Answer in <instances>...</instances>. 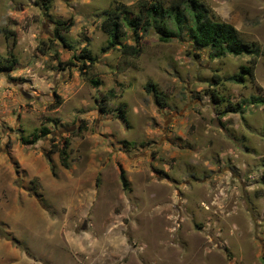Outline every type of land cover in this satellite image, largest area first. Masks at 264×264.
Listing matches in <instances>:
<instances>
[{
  "label": "rangeland",
  "instance_id": "obj_1",
  "mask_svg": "<svg viewBox=\"0 0 264 264\" xmlns=\"http://www.w3.org/2000/svg\"><path fill=\"white\" fill-rule=\"evenodd\" d=\"M200 1L258 48L253 81L187 30L103 52L105 14L137 0H0V264H264V0Z\"/></svg>",
  "mask_w": 264,
  "mask_h": 264
},
{
  "label": "trees",
  "instance_id": "obj_2",
  "mask_svg": "<svg viewBox=\"0 0 264 264\" xmlns=\"http://www.w3.org/2000/svg\"><path fill=\"white\" fill-rule=\"evenodd\" d=\"M187 21L189 26L186 27ZM167 25L174 27V34L169 31ZM150 28L155 29L158 34H161L162 41H166L172 35L179 36L183 30H187L190 42L194 49H209L212 50V56L221 58L225 55L250 56L246 61V65L240 68L237 74H234L226 81L235 83H243L245 77L250 81L254 80V71L257 63V56L259 54L258 48L254 43L244 40L240 32L230 23L224 21L211 20L207 17V10L200 0H170L168 6H163L162 2H148L147 0H137V11L132 13L125 5H118L114 9L109 10L100 23V29L108 36V42L102 51L118 47L122 54L138 57L141 53V48L138 45L129 46L120 43L121 37L125 35V30H131L138 39L137 32L144 33ZM186 28V29H185ZM5 39L9 38L12 32L2 31ZM136 41V40H135ZM15 44L13 40V45ZM199 54H194L198 57ZM87 61L91 64L94 59L88 51H84ZM13 61H8L5 64H0V72H8L13 69ZM214 83L219 82L218 76H213ZM94 85H98L97 80L89 79ZM154 85L148 83L145 85L147 92H151L154 96L155 102L162 107L165 102L161 95L154 89ZM211 98L216 103L223 101L221 96L211 92ZM242 102L226 103L224 106V113L237 114L241 112ZM40 135L46 136L49 132L47 128H41ZM39 139L38 133L32 134L31 142L34 143ZM68 143L65 142L60 148H54L57 153L61 167L67 168Z\"/></svg>",
  "mask_w": 264,
  "mask_h": 264
}]
</instances>
